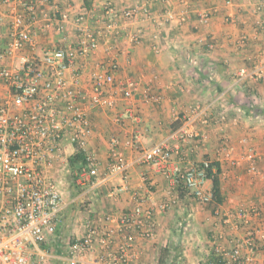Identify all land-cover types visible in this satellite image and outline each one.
<instances>
[{
  "label": "crops",
  "instance_id": "crops-1",
  "mask_svg": "<svg viewBox=\"0 0 264 264\" xmlns=\"http://www.w3.org/2000/svg\"><path fill=\"white\" fill-rule=\"evenodd\" d=\"M24 2L39 4L40 13L56 4L70 20L82 13L89 28L99 32L98 48L76 60L80 88L89 87L93 76L110 72L109 49L118 58L115 81L132 86L130 99L88 114L92 133L81 151L95 160L97 175L90 178L82 172L91 167L82 168L76 179L79 191L71 195L67 160L77 151L72 147L63 148L47 171L59 187L63 210L46 250L66 254L89 225L113 233L115 242L105 247L97 242L85 260L101 256L107 248L115 251L119 221L139 201L153 210V236L142 239L132 232L131 259L121 264H157L163 249L166 264H222L219 255L244 249L250 232L257 242L253 264H264V114L251 112L264 109V81L254 77L256 71H264V0ZM143 7L149 16L140 12ZM19 11L22 6L13 0L0 6V49L11 38L10 16ZM127 11L137 14L127 18ZM168 11H184L185 20L161 24ZM205 11L210 18L201 24L198 15ZM137 29L142 30L141 39L131 42ZM74 39L72 25L61 32L34 26L33 47L7 58L5 64L17 68L20 57H42ZM240 71L245 74L239 76ZM4 101L12 112L27 108L15 103L0 83V103ZM182 130L193 137L178 140ZM112 139L127 168L124 174L109 176ZM162 142L180 147L175 162L181 166H199L205 160L219 163L220 204H201L159 170L140 162L142 150ZM249 149L255 153L253 164L247 158ZM227 151L237 164L225 160ZM204 189L211 191L210 180ZM162 203L168 204L165 210L159 208Z\"/></svg>",
  "mask_w": 264,
  "mask_h": 264
},
{
  "label": "built area",
  "instance_id": "built-area-1",
  "mask_svg": "<svg viewBox=\"0 0 264 264\" xmlns=\"http://www.w3.org/2000/svg\"><path fill=\"white\" fill-rule=\"evenodd\" d=\"M13 1L19 2L22 11L10 16L11 38L0 49V83L6 85L15 103L27 108L12 112L6 101L0 103V264H46L49 260L61 264L125 263L131 259L134 249L132 232L142 239L153 236V210L144 208L138 201L120 219L116 230L119 243L115 251L107 248L101 256L85 260L84 257L93 251L97 242L104 247L115 242L113 233L88 225L85 234L69 245L66 254L52 255L45 245L55 234L63 202L57 183L47 171L53 167L63 148L72 147L77 151L85 148L92 133L90 110L113 108L119 99H130L132 86L115 81L113 73L117 70L118 58L117 53L109 49V54H112L108 65L110 72L93 76L89 87L80 88L76 60L98 48L99 32L89 28L82 13L70 20L66 13L56 10V4L50 11L40 13L39 4ZM48 1L42 0V3ZM11 2L0 0V6ZM140 12L149 16L145 7ZM135 14L137 12L127 11L124 16L131 18ZM174 18L185 20V12L175 15L168 11L162 15L161 24ZM209 18L208 11L198 15L201 24H206ZM40 25L44 30L56 32L72 25L75 39L42 57H20L17 68L8 67L5 64L7 58L27 46L33 47L31 30ZM141 34L142 30L137 29L130 36L131 42H139ZM259 72L261 74L257 78L264 80V71ZM244 73L240 71L239 75ZM198 112L195 110L193 114L198 115ZM187 137L193 135L183 130L177 134L180 141ZM111 144L113 148L107 174H124L127 165L122 154L114 148L116 139H112ZM179 148H171L164 142L155 144L140 152V162L156 168L178 190L189 193L196 201L206 205L211 201L210 191L204 189L208 181L206 169L211 161L205 160L201 166H181L175 162ZM248 152L247 158L253 164L255 153L252 149ZM86 158L91 168L88 172L83 170L82 174L93 178L97 175L96 162L93 158ZM225 160L237 164L231 160L228 151ZM251 171H254L252 167ZM167 205L162 203L159 208L165 210ZM253 235L249 233L244 249L236 247L220 253L221 263L253 264V252L257 245Z\"/></svg>",
  "mask_w": 264,
  "mask_h": 264
},
{
  "label": "trees",
  "instance_id": "trees-1",
  "mask_svg": "<svg viewBox=\"0 0 264 264\" xmlns=\"http://www.w3.org/2000/svg\"><path fill=\"white\" fill-rule=\"evenodd\" d=\"M252 114H264V109L251 110ZM68 168L70 170V183H71V195H74L79 190V187L76 184V179L78 173L81 171L82 168L88 166L87 158L82 153L81 150L76 151L74 155L68 158L67 160ZM201 166V165H199ZM213 170V171H212ZM221 173L220 165L218 162H210L209 167L206 169V176L208 180L211 181V201L209 203H213L218 205L222 202L221 191H220V180L219 175ZM208 203V204H209ZM167 261V251L166 249L161 250L157 264H166Z\"/></svg>",
  "mask_w": 264,
  "mask_h": 264
},
{
  "label": "rangeland",
  "instance_id": "rangeland-1",
  "mask_svg": "<svg viewBox=\"0 0 264 264\" xmlns=\"http://www.w3.org/2000/svg\"><path fill=\"white\" fill-rule=\"evenodd\" d=\"M260 71V70H259ZM259 71H256V73H255V78L257 79V80H261V79H258L257 77H258V75L259 74H261V72H259ZM245 74V73H244ZM240 76V75H239ZM261 81H264V80H261ZM46 247L47 246H45V249H46ZM48 248V247H47ZM51 251V253L53 254V255H55L56 254V252L55 251H53V250H50ZM48 264H52V260H49L48 262H47ZM54 263H56L55 261L53 262V264ZM58 264V263H57Z\"/></svg>",
  "mask_w": 264,
  "mask_h": 264
}]
</instances>
